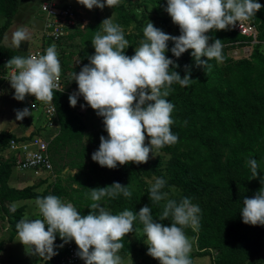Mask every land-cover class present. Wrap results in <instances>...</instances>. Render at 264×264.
<instances>
[{
	"label": "clouds",
	"instance_id": "1",
	"mask_svg": "<svg viewBox=\"0 0 264 264\" xmlns=\"http://www.w3.org/2000/svg\"><path fill=\"white\" fill-rule=\"evenodd\" d=\"M76 2L89 10L93 7L103 10L117 5L119 0ZM261 7L258 0H165L163 10L178 26L179 35L167 34L148 21L142 29L143 39L131 56L124 53L128 42L121 26L110 17L103 19L90 41L94 52L87 56L88 62L80 66L78 72H73L77 87L68 95L70 107H75L77 99L82 97L85 103L80 105L81 109L86 104L102 117L106 135L99 136L91 160L108 169L128 162L143 164L150 152L174 144L177 136L170 131L174 105L166 97L174 82L183 87L192 79L187 66L183 77L175 70L169 71L170 65L172 69L178 65L165 55L166 51L178 59L190 50L196 66L202 67L204 72L211 70L209 61L215 59L219 64L224 57L220 39L209 43V30L231 29L238 22L255 16ZM29 38L30 33L24 27H17L11 34V44L18 48L21 41ZM5 65L12 69L8 82L17 101L29 95L35 101L47 103L53 98V90L63 92L56 83L60 63L55 45L48 46L43 54L12 56ZM14 113L17 121L31 115L28 107L16 109ZM245 163L251 178H255L257 160L248 157ZM259 183V190L250 198L243 197L239 209L241 222L247 225L264 226V174ZM165 184L163 177H154L148 187V199L152 203L163 202L158 220L153 219L148 204L135 214L128 209L112 214L106 209L102 203L105 198L131 196L127 185L116 181L88 189L86 196L91 202L84 216L55 195L37 196L35 206L39 218L24 217L17 221V241L45 262L57 254L55 249L73 241L76 255L83 264H121L118 255L123 246L121 238L132 232L133 221H138L142 225L146 255L156 259L158 264H191L188 256L191 244L183 229L199 228L200 208L189 197L169 198L168 192L163 190ZM167 218L170 223L160 222ZM57 237L60 244H54Z\"/></svg>",
	"mask_w": 264,
	"mask_h": 264
},
{
	"label": "trees",
	"instance_id": "2",
	"mask_svg": "<svg viewBox=\"0 0 264 264\" xmlns=\"http://www.w3.org/2000/svg\"><path fill=\"white\" fill-rule=\"evenodd\" d=\"M19 2L0 0V15L5 18L4 24L0 26V76L8 72L6 61L17 56L16 51L3 45V40L12 25ZM258 2L262 5L261 9L247 21L256 27L260 43L253 47L249 58H232L227 55L228 51L236 47L249 45L248 38L230 29L209 30L207 33L211 37L209 43L212 39L221 40L224 59L219 64L215 59L209 61L212 68L206 72L195 65L189 55L190 50H186L178 59L166 51L165 55L178 65L175 69L170 65L169 71L175 70L183 77L187 66L192 80L188 86L183 87L174 82L166 97L174 105L170 113L173 121L170 131L176 134L177 141L159 149L170 157L165 165L161 164L159 158L143 164L128 162L114 169L99 166L90 156L98 147L99 136L106 135L103 132L102 117L101 124H97L98 116L89 107L83 120L81 115L75 113L74 107L69 106V92L53 91L51 102L56 111L59 130L50 141L49 153L57 177L52 184L46 185L43 192L37 189L46 184V180L23 189L10 187L8 181L15 160H3L0 156V217L7 220L10 230L8 239L0 241V253L4 245L16 237L15 224L25 213V206L14 208L12 204L15 202L35 200L37 196L51 194L59 199L67 198L79 214L84 216L88 214L87 205L91 202L86 196L88 189L108 186L116 181L122 186L127 185L130 191V178L136 177L143 186L137 198L120 195L115 199L105 198L102 203L112 212L119 213L128 209L134 214L141 206L148 204L153 219L158 220L163 202L157 204L148 199L149 183L146 179L163 177L166 181L164 191L179 189L181 194L174 199L189 197L192 203L199 206L197 244L201 250H220V256L212 264H258L254 258L263 248L264 226L244 224L239 215L243 197L250 198L259 190V178L264 174V0ZM132 8L133 4L115 7L118 18L126 26L135 20L134 14L130 12ZM156 10L159 15L160 9L157 7ZM161 18L165 19L164 16ZM96 31L97 26L89 25L85 33L77 32L68 36L69 39L80 37L81 66L88 62L87 56L94 52L90 41ZM124 36L128 42L124 53L131 56L141 42L139 39H143V33L138 37L133 34ZM242 52L245 54L244 50ZM62 66L59 75L66 77L68 64ZM24 139L1 132L0 154L5 152L11 141ZM248 157L258 162L255 178H251L245 163ZM65 169L76 172L64 181L61 173ZM160 222L170 223V218ZM183 231L187 236L197 234L188 227ZM121 242L122 248H125L128 244L126 234ZM60 243L57 237L54 244ZM62 248L55 250L63 254L60 252ZM130 250H133L132 246L127 248L128 252ZM44 264L56 262L50 259Z\"/></svg>",
	"mask_w": 264,
	"mask_h": 264
},
{
	"label": "rangeland",
	"instance_id": "3",
	"mask_svg": "<svg viewBox=\"0 0 264 264\" xmlns=\"http://www.w3.org/2000/svg\"><path fill=\"white\" fill-rule=\"evenodd\" d=\"M45 1L47 0L20 1V5L17 10L18 13L16 12L17 16L15 17V20H13L12 26L6 32L3 45L5 46L12 45L11 34L17 27L22 26L24 28H28L30 24H33L31 27L32 29H35L37 33H40L39 40L42 41L41 44H43L41 47H39L38 51L44 52V50L48 46L55 45L57 58L60 63V73L63 67L62 64H68L69 68L67 70L66 77H62V78L64 81V89L70 94H72L77 87L76 83L72 82L73 81L72 74L74 71L78 72L81 66L79 62V52L82 49V45H81L80 37H77L75 39H69L68 38L69 35L77 34V32L85 33L89 25L97 26L99 30V25L101 21L108 17H110L113 20V22L118 23L121 26L124 34H133L138 37L141 34L143 27L147 24L148 21H150L154 25V27L161 29L163 32L167 34L179 35V30L177 29L176 25L171 22L170 17L163 10L165 6V0H119V3L117 5H114L110 8L105 7L103 10L97 9L95 7H93L91 10L86 9L83 5L78 4L76 0H59L58 2H60V5H65L64 3H70L72 5L74 11L77 13L81 25H79L78 27H76L77 26L76 25L74 28H72L69 31L67 37L59 41H53V40L47 41L43 35L44 16L41 11V5ZM122 4H125L126 6L133 4V8L130 12L134 14L135 20L129 26L124 25L120 21L115 11V7L120 6ZM157 7L160 9L159 15L164 16V18L167 19L166 22L165 19H162L161 16L158 15L156 10ZM4 22H5V18L2 15H0V26H2ZM141 40L142 39H139V41ZM168 46L169 47L172 46L171 41L168 42ZM240 48H242L241 50L244 49V53L246 52V50H248L249 52L248 47H246L248 48L246 50L245 47H236L237 50ZM252 50L253 47L250 48V51ZM227 55L232 58H245L247 56L246 53L245 54H240L237 52L234 53L233 50L228 51ZM2 82L3 81L0 80V131L5 130L9 132L10 123L15 121L20 122L23 120L21 119L17 121L15 119L14 110L20 109L21 108L20 106H22V108L28 106L30 110V106L32 102H35L38 104L39 114L42 115L46 113V107L48 102L45 103L42 101H35V98L29 95H26L23 101H17L13 98L12 93L14 90L10 88L8 81L5 80V82H7L6 84ZM82 103L85 102L83 101L82 97H79L77 99V104L74 107V110L76 114L81 115L82 119L85 120L87 110L89 107L85 104V107L81 109L80 105ZM30 112L31 115L25 118L27 120L29 119L31 122L36 123L35 119H39V117L37 116L38 112L31 110ZM48 120H50L49 117ZM100 122H101L100 117H97V124H101ZM36 125L38 126L39 122ZM40 125H42V123ZM18 133L20 132L16 131V134ZM54 134H55L54 129H51V132L48 136L52 137L53 139ZM147 140L148 138H145V143H147ZM6 150L9 149L7 148ZM0 156L3 160H7L5 159L6 156L4 157L2 153L0 154ZM9 158L15 160L13 154L9 155ZM159 158L161 160L160 161L161 164L165 165L170 157L165 155L160 150H154L152 153L151 152L149 153V159L147 161H156V159ZM53 168L54 170L52 175L48 172L47 173L43 172L42 174L37 175L35 171H31V170H26L24 172H21L18 171L19 169L16 166H14L13 169L20 174L29 176L32 179L31 182H28L27 186L33 184L36 185L40 181L46 180L47 183L44 184L41 188L37 189L38 192H43L46 185L52 184L56 180L57 174L55 172L54 164H53ZM75 172L76 171L74 170L65 169L61 173V178L65 181L69 175H73ZM153 178L150 179L147 178L146 181L150 184ZM142 191H143V186L141 185L140 180L136 177H131L130 192L132 197L137 198ZM166 192H168L169 198L172 199H174L175 197L181 194V191L175 188L172 189L170 188ZM61 201L64 203L71 204V202L67 198H62ZM13 205L14 208L25 206V213L22 218L24 217L39 218V212L35 206V200L15 202L13 203ZM110 212L112 214H117L112 211ZM8 228L9 227L7 224V220H2V218L0 217V241L8 239V236L10 235V230ZM195 232L197 233L195 236L185 235L191 244V249L188 254L191 264H212V262L215 261V259H217L218 256H220V250L218 249L201 250L197 244L199 231L195 230ZM126 237L128 240L127 246L125 248H121L118 250V255H120L121 257V264H158V261L156 259L146 255V245L143 243L144 238L142 233V225L139 224L138 221H133V231L127 233ZM17 239L18 238L16 236L11 243L5 245L3 244L4 250L0 253V264H44L45 261H43L42 258L30 254L28 246H23L20 242L17 241ZM262 243H263L262 251L257 257L254 258V260H256L258 264H264V239L262 240ZM130 246H132L133 250H130L128 252L127 248ZM200 254H207V255L199 256Z\"/></svg>",
	"mask_w": 264,
	"mask_h": 264
},
{
	"label": "built area",
	"instance_id": "4",
	"mask_svg": "<svg viewBox=\"0 0 264 264\" xmlns=\"http://www.w3.org/2000/svg\"><path fill=\"white\" fill-rule=\"evenodd\" d=\"M41 11L44 16L43 35L46 40L59 41L67 37L69 31L81 25L77 13L70 5H60L57 0H47L41 5ZM79 21V22H78ZM230 30H233L240 35L249 39V50L251 47L259 44L258 31L254 25L247 20L238 22ZM247 48V49H248ZM43 54L41 51H36L30 55ZM12 72V71H11ZM9 76L10 77V74ZM9 79V78H8ZM56 83L64 91L63 78L58 75ZM55 91V90H53ZM70 94V93H69ZM34 104V107L32 105ZM31 104L30 108L36 110L37 103ZM46 116L52 121L56 117V111L51 102L47 104ZM50 141L39 137L38 135L27 137L20 141H11L8 149L13 152L15 157V166L21 171H35L37 175L44 173L53 174V163L49 153ZM76 245L73 241L63 246V254L57 253L52 259L56 264H83V261L76 255Z\"/></svg>",
	"mask_w": 264,
	"mask_h": 264
},
{
	"label": "crops",
	"instance_id": "5",
	"mask_svg": "<svg viewBox=\"0 0 264 264\" xmlns=\"http://www.w3.org/2000/svg\"><path fill=\"white\" fill-rule=\"evenodd\" d=\"M57 1H59V0H57ZM64 4L72 6L70 3H64ZM19 5H20V2H19ZM17 13L14 16L13 20H15V17L17 16ZM32 25L33 24H30L28 28H25L30 33V38L25 40V41H21V43H20L18 48L17 47H13L12 45L6 46V47L12 48L14 51H16L17 56L26 57V56L38 51L39 47H41L43 45V44H41L42 41L39 40L40 39L39 38V34L40 33H37L35 29H32V27H31ZM241 49L242 48H240L238 50L234 49L233 52L234 53L237 52V53L243 54ZM238 51H240V52H238ZM251 53H252V51H250L249 54L245 58H249ZM236 55H239V54H236ZM7 68H8V70H7L8 72L4 76L0 77V80L3 81L2 83H5V84L7 83V82H5V80L8 81L9 73L12 71V69L9 66H7ZM33 103H35V102H32V104ZM20 107L22 108V106H20ZM30 110L38 112L37 116L39 117V119H35L36 123L31 122L29 119L27 120L24 117L23 120L20 121V122H16L15 121V122L10 123L9 132L5 131V130H1L0 133L1 132H6L8 134L15 135L18 138H27V137L31 136L32 134H38L39 137H42L43 139L51 141L52 137L48 136L50 134V132H51V129H54V132H55L54 136L58 133V130H59L57 117H54V119L51 121V120H48V117L46 116L45 113H44L45 117H44V115L39 114V108H37L36 110H33V109L30 108ZM38 122H39V125L41 123H42V125H40V126L38 125L37 126L36 124ZM16 131H19L20 133L16 134ZM37 132H39V133H37ZM11 154H13L12 151L5 150V152L2 155L4 157L6 156L5 159H10L9 155H11ZM18 171H20V170H18ZM31 180L32 179L29 176H25L24 174H20L16 170L13 169L12 173H11V176H10V179H9L8 182H9V186L10 187H13V188H16V189H23V188L27 187L28 182H31ZM2 236H3V234H2Z\"/></svg>",
	"mask_w": 264,
	"mask_h": 264
},
{
	"label": "bare ground",
	"instance_id": "6",
	"mask_svg": "<svg viewBox=\"0 0 264 264\" xmlns=\"http://www.w3.org/2000/svg\"><path fill=\"white\" fill-rule=\"evenodd\" d=\"M262 44L264 45V42H263ZM246 49H247V48H245V50H246ZM243 50H244V49H243ZM249 52H250V51H249ZM249 52H248V50H246V52H245L246 55H248Z\"/></svg>",
	"mask_w": 264,
	"mask_h": 264
}]
</instances>
